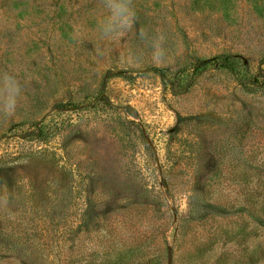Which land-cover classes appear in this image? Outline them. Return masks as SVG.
Listing matches in <instances>:
<instances>
[{
	"label": "rangeland",
	"instance_id": "374dc122",
	"mask_svg": "<svg viewBox=\"0 0 264 264\" xmlns=\"http://www.w3.org/2000/svg\"><path fill=\"white\" fill-rule=\"evenodd\" d=\"M262 60L264 0H0V264H264Z\"/></svg>",
	"mask_w": 264,
	"mask_h": 264
},
{
	"label": "trees",
	"instance_id": "16d2710c",
	"mask_svg": "<svg viewBox=\"0 0 264 264\" xmlns=\"http://www.w3.org/2000/svg\"><path fill=\"white\" fill-rule=\"evenodd\" d=\"M263 64H264V60H262L259 63L257 71L253 75H251V77L249 78V83L251 85H254V86L262 85L259 83L260 79H262L261 83H264V69L261 68ZM201 65H203V66L201 67ZM237 65H238L237 62L233 57L227 56V57L217 58L216 60H213V61L199 62V66L197 65L194 68V70H195V75H196V74H199V72L205 71L210 66L209 68H215V69L225 68L228 71H230L232 74H236L237 73ZM152 70L154 72H156V74H158L161 78H163V79L165 78V74H164V71L162 69L152 68ZM124 71L125 70H119L115 73L107 72L103 81H105V79L110 74L111 75H119V74L123 73Z\"/></svg>",
	"mask_w": 264,
	"mask_h": 264
},
{
	"label": "clouds",
	"instance_id": "9594fccd",
	"mask_svg": "<svg viewBox=\"0 0 264 264\" xmlns=\"http://www.w3.org/2000/svg\"><path fill=\"white\" fill-rule=\"evenodd\" d=\"M121 13L125 17L127 23L130 25L131 19L134 16V13L132 12V10L127 6H124L121 8Z\"/></svg>",
	"mask_w": 264,
	"mask_h": 264
}]
</instances>
